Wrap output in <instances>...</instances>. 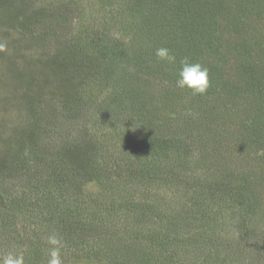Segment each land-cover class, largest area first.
Returning <instances> with one entry per match:
<instances>
[{
    "label": "rangeland",
    "instance_id": "1",
    "mask_svg": "<svg viewBox=\"0 0 264 264\" xmlns=\"http://www.w3.org/2000/svg\"><path fill=\"white\" fill-rule=\"evenodd\" d=\"M137 1L0 0V45H4L0 51V220L10 217L15 221L19 212L16 197L27 190L38 200V217L16 216L12 230L26 240L23 249L28 239L43 241L55 231L63 241V264H114L103 255L107 250L104 244L120 245L126 239L132 254L140 256L141 227L166 241L174 235L181 237L173 250H167V257L151 248V264H160V260L169 263L168 257L171 264H264V144H256L247 132L255 119L264 126V104L258 106L259 99L250 104L244 100L251 93L246 88L234 98L223 89L225 76H213L202 103L197 105L192 95L194 102L174 109V119L168 122L171 134L164 146L169 157L163 161L165 168L157 172L163 177L172 174L160 188L149 185L139 195L146 193L151 207L144 203L139 209L135 203H128L133 199H127L128 192L122 186H103L85 174L87 182L67 190L71 201L65 207L71 213L62 214L63 202L58 196L46 204L38 197L41 193H34L35 186L28 191L31 182L10 176L17 172L14 165L21 159H27L24 164L29 167H51L59 158L66 160V152L60 149L77 143L84 133L103 148L111 143L120 147L119 139H124L125 133L118 135L117 129L130 125L126 127L127 121L107 100L121 84L109 85L107 77H102L103 70L86 81V67L78 62L95 49L109 56V48L115 43L129 51L137 31L142 32L138 29L141 15L134 14ZM142 12L147 16L150 11L145 8ZM258 29L264 30V24ZM234 63L237 59L230 58L226 66L231 68L226 78L232 80L248 67L245 64L235 69ZM255 63L256 69L263 62ZM259 67L258 74L264 71V66ZM136 70L135 65H127L116 74L128 77ZM241 81L245 80L239 78ZM90 105L93 109L101 105L102 109L92 117L81 113L75 121L76 112L90 109ZM259 116L263 118L259 120ZM197 128L204 130L200 138L196 137ZM178 162L180 167H176ZM41 172L45 177L49 168ZM130 208L131 216L124 213ZM2 232L0 229V235ZM193 234L204 240L197 237L192 244L188 238ZM75 241L79 248L72 244ZM94 246L104 251L94 255L90 252ZM101 256L106 259L98 258Z\"/></svg>",
    "mask_w": 264,
    "mask_h": 264
},
{
    "label": "trees",
    "instance_id": "2",
    "mask_svg": "<svg viewBox=\"0 0 264 264\" xmlns=\"http://www.w3.org/2000/svg\"><path fill=\"white\" fill-rule=\"evenodd\" d=\"M137 2L139 3L138 6H134V14L141 15L138 29L142 32L137 31L138 36L136 35V40L131 42L129 51L122 47L124 45L119 46L115 43L109 48V56L95 49L92 55L89 54L78 62L82 68L86 67L85 70L89 75L86 81L92 80L100 70H103L104 76L102 77L104 80L107 77L109 85L114 87V84H121L120 89H114L110 100H107L111 102L115 113L123 116L122 119L127 121L126 127L127 124L130 125L129 128L117 129L118 135L125 133L124 139L123 137L119 139L120 147H115L116 145L111 143L110 147L104 146L103 148L99 141L92 140L91 136L84 133L77 143H71V145L66 146L65 150L60 149L62 153L66 152V160L59 158L53 164L51 163V167L49 165L29 167L30 165L24 164L27 159H21L19 164L14 165L17 172L10 175L12 179L20 178L24 181L27 179L31 182L28 191L31 190L32 186H35L34 193H41L38 197L46 204L58 196L59 202H63L60 211L62 214L63 212L71 213V210L65 207L71 201L67 190L71 185L87 182L88 179L83 178L85 174V177L90 176L89 178L96 180L103 186L108 184H111V187L114 185L122 186L121 189L128 192L127 199H133L132 202L128 203H135L139 209L144 203L151 207L146 202V193L143 197L139 195L142 196L149 185L156 187L163 185L167 177L172 174L168 172L163 177L157 173L165 168L163 161L169 157L166 153L167 148L164 147L165 143L169 141L166 136L171 134V129H168V122L171 123V120L174 119L173 113L175 115L174 109L176 107L188 106L189 103L195 101V98L198 105L202 103L204 94L193 95L189 90L178 89L175 86V80L179 64L170 65L158 60L155 55L156 49L168 48L177 57V61L183 57H188L193 62H200L208 69L209 81L212 80L213 76H225L224 79H227V84L223 89L227 90L234 98L236 95H241L242 88H246L251 93L244 100L250 104L259 99L258 106L262 107L264 104L262 100L264 71L259 74L257 72L259 66H264V45H262L264 43V30L259 31L258 29L261 23L264 24V0H150L149 3H145L146 0H138ZM145 8L150 11L147 16L142 12ZM250 55L251 60H249ZM255 56L256 59H254ZM230 58L238 61V63L232 64L235 69L243 67L245 64L248 65L239 74L240 80H245L241 81V84L238 82L239 78L233 80L230 79L232 77L226 78V71L231 70L230 67H226ZM257 58L259 59L257 60ZM249 61H253V64ZM258 61L263 63L255 69V62ZM127 65H135L137 72L133 71L128 77H124L123 74H116L118 69ZM144 74L150 75V78H143ZM143 80L146 82L143 83ZM242 82L245 84L243 85ZM122 85L124 86L122 87ZM115 88L118 87L115 86ZM190 96L192 100L189 101L190 98L188 97ZM74 107H77L75 103ZM101 109V105L96 109L91 106L90 109L86 110L84 107L82 111L74 113L76 115L75 121L81 113L87 117H92L95 112L98 114ZM132 109L136 111L135 114L128 113ZM255 115L258 117V114ZM142 116L147 118L144 119ZM262 118L259 116L258 119ZM114 120L112 118V122ZM255 120L247 128V132L251 133L256 144H264V126H259L260 123H255ZM261 123L264 125V122ZM195 130L198 138L204 133L202 128ZM247 137L250 139L249 134ZM67 152L69 153L67 154ZM32 153L34 152L32 151ZM180 166L178 162L176 167ZM48 168L49 173L44 177L41 170ZM82 179L83 181H81ZM40 187H42L41 190H39ZM208 193L211 194L212 191L209 190ZM22 194L24 195L16 197L18 198L16 199L18 200L16 206H18L19 211L16 216L38 217L36 210H38L39 203L38 200H34L36 196L33 198V192L28 193L27 190ZM181 198H185V195L183 194ZM31 200L35 202L32 203ZM25 202L28 203L23 205ZM11 206L15 207L14 205ZM124 213L131 216V208L129 212L125 211ZM141 214L145 218V214L142 212ZM16 216L15 221L10 217L0 220V229H3L0 235L2 248L0 256L10 251L24 250L25 264L47 263L50 248L47 239L43 241L40 238H34L35 241L28 239L27 247L23 249L22 242H26V240L19 236L16 229L13 228L12 230V224H17ZM39 225L38 223L36 227L39 228ZM142 228L139 229V233L142 234L140 242L143 243L140 256L132 254L133 249L129 245L128 239L120 245L116 244L109 247V245L104 244L107 246V250L103 255L114 264H125V262L133 264L134 261L136 264H151V248L160 253L164 252L167 257V250H173L181 241L179 235H174L169 241L161 237L155 238L150 234V230ZM129 232L132 233L131 230ZM136 233L138 232L136 231ZM197 237L204 240L202 236ZM197 237L193 234V236H189L188 241L193 244ZM78 243L75 241L72 244L79 248L80 244L78 245ZM108 244H110L109 241ZM100 251L104 250L100 247L98 249L96 246L90 249L94 255L100 254ZM193 256L198 259L195 255ZM193 256L189 257L190 262H192ZM61 257L64 262L66 256L61 254ZM98 258L103 259L105 257ZM167 259L169 263L160 260V264H171V258L168 257ZM193 264H196V261Z\"/></svg>",
    "mask_w": 264,
    "mask_h": 264
},
{
    "label": "clouds",
    "instance_id": "3",
    "mask_svg": "<svg viewBox=\"0 0 264 264\" xmlns=\"http://www.w3.org/2000/svg\"><path fill=\"white\" fill-rule=\"evenodd\" d=\"M4 45H0L3 51ZM158 60L170 65L179 64L176 72L175 86L181 90H189L193 95H203L209 88V72L200 62H193L188 57H183L177 61V57L166 47L156 49ZM50 245L48 251L47 264H63L61 249L63 247L62 238L55 231L47 237ZM0 264H25V252L10 251L0 256Z\"/></svg>",
    "mask_w": 264,
    "mask_h": 264
}]
</instances>
